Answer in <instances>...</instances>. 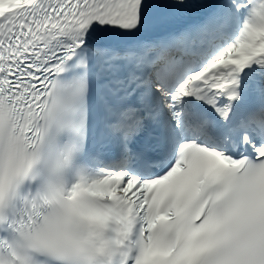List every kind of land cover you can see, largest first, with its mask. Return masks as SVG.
<instances>
[{"label": "snow or ice", "instance_id": "1", "mask_svg": "<svg viewBox=\"0 0 264 264\" xmlns=\"http://www.w3.org/2000/svg\"><path fill=\"white\" fill-rule=\"evenodd\" d=\"M0 264H264V0H0Z\"/></svg>", "mask_w": 264, "mask_h": 264}]
</instances>
